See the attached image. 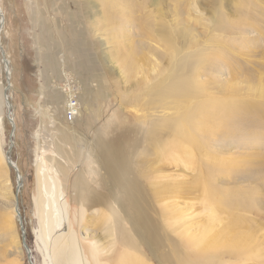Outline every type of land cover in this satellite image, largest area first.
<instances>
[{
	"label": "rangeland",
	"instance_id": "obj_1",
	"mask_svg": "<svg viewBox=\"0 0 264 264\" xmlns=\"http://www.w3.org/2000/svg\"><path fill=\"white\" fill-rule=\"evenodd\" d=\"M0 10L10 157L33 264L52 263L50 240L67 225L60 210L45 248L37 162L65 194L79 175L87 180L70 209L77 233L98 239L100 264H264V0H0ZM5 87L0 56L4 155ZM71 94L80 108L73 118ZM195 116L204 130L177 151L174 124L188 130ZM0 179L9 182H0V264L15 255L30 264L12 210L14 169L0 163ZM175 205L187 226L166 219Z\"/></svg>",
	"mask_w": 264,
	"mask_h": 264
},
{
	"label": "bare ground",
	"instance_id": "obj_2",
	"mask_svg": "<svg viewBox=\"0 0 264 264\" xmlns=\"http://www.w3.org/2000/svg\"><path fill=\"white\" fill-rule=\"evenodd\" d=\"M1 63H2V68H3L4 74H5V79H6V67H5V64L2 62V60H1ZM7 69H8V73H9V83L11 85V82H10L11 71H10V67H9V62H8V65H7ZM170 88L173 90V95H174V97H176V101H177L180 98V96H181L179 83L177 84V83L174 82V84L170 85ZM183 93H187V91L186 92H182V94ZM188 97H190V96H188ZM3 100L5 102L6 113H7V102L5 101L4 92H3ZM8 104L11 107L10 102H8ZM212 108H214V107H212ZM164 109H166V108H164ZM207 110H208V108H207ZM210 111H212V110H210ZM79 113H80V108H77L75 115H73V116L70 115V117L71 118L76 117V116L79 115ZM197 113H199V112H196V114ZM200 113H202V112H200ZM202 114H204V113H202ZM202 116L206 117L208 115L206 114V115H202ZM200 118H197V116H195L193 118L189 117V119L187 118L189 120V122L187 124L188 130H186L185 127L180 125V123L178 124V120H177V123L174 122L175 123L174 124L175 130H174V134H173L174 135V139L172 140V147L174 149H176L177 151L179 150L182 153H185L184 152L185 151L184 145L188 144V146H191V143L195 140L194 131L197 130L198 128L199 129L203 128V130H204V127H205L204 126L205 125V123H204L205 121H202L203 118H201V119ZM13 123H14V120H13ZM14 126H15V123H14ZM14 133H15V130H14ZM14 133L12 135V140H13V137H14ZM194 146H195V143H194ZM194 146H191V147H194ZM182 153H181V155H182ZM174 154H176V153H174ZM176 158H177V155H176ZM178 158H180V156H178ZM3 162L5 164H7L9 167H11V165H9V163H8V160H7L6 156L2 153V149L0 147V163H2V165H3L4 164ZM60 172H62L64 174H67V173H65L64 169H62ZM18 174H19V171H18ZM19 177H20V179H19L20 185H19V189L17 191V196H16V188L15 187L13 188V194H12V196H13L12 210L14 211V213H16L15 212V202L17 200L18 193H19L20 187L22 185L21 175L20 174H19ZM35 178H36V190L37 191H36V196L34 197L33 200H34V207H35L36 213H37V218H38L39 225H40L39 226V235L38 236L41 238L45 248H47V246H48L47 237L49 238L50 235L53 233V231L55 232L54 229L60 223L61 218H62V215H60V213L63 212V211H65V217H64L65 219L64 220H66V222H67L66 223L67 224L66 225V230L64 231V233H59V231H58L59 235H55L54 237L52 236V238L50 240V245L52 247V253L49 254V257L47 256L48 257L47 260L50 258V260H52V263L55 262V264H100L101 262L98 260V257H99V255L101 253V246L98 243V239L91 237V239L90 240L88 239V241H87V240L84 239V237H81L80 233H77L78 230L80 229L79 225L81 224L79 222L81 219L80 220L78 219L80 217L79 216L80 214L79 215L77 214L79 216L77 218L76 214H75L76 212L73 211L74 212L73 215L71 213V210L73 209V207H72V209H70L69 200L71 198L74 199V201H77V200H78V202L79 201H81V202L83 201V200L80 199L81 198L80 197V192L83 191L85 189V187L88 186L87 180L85 178H83L81 175H79V177H76L77 179H75L74 183L69 185L70 186V187H68L69 191H68V188H67L68 192H67V194H65L66 193V191H65L66 188L64 189L63 184L61 182H60L61 184L58 183V181L53 176L49 177L48 174L43 169V165L41 163H39V162H37V164H36ZM0 182H1V184H2V186L4 188L9 189V182L6 179H0ZM16 184H17V178H16ZM178 189L179 188H176V186H175L174 190L177 191ZM206 190H208V189H206ZM160 192H162V191H160ZM160 192L156 193L157 196H161L162 195V193H160ZM209 192H211V191H209ZM206 194L207 193L205 191V198L209 195L208 194L206 196ZM62 196H65V200L63 202H61ZM208 197H207V199H208ZM212 197H214V196L212 195ZM162 198H163V196H162ZM163 200H164V198H163ZM96 201H94V203ZM76 205H77V203H76ZM164 205L165 204H163V206ZM166 205H168V204H166ZM176 207H177V205H175V207L173 208L174 209L172 211L173 215L170 216L169 218L167 216L166 219L167 220H172V222H173V219H174V222H176L175 220H178V221L181 220L183 222L181 225L187 226L188 224L187 225L185 224V223H187L185 218H186V216L188 214L186 212H183L184 211L183 209L181 210L179 207H177V208ZM79 208H80L79 209L80 212H82L83 207H79ZM163 208L164 207H162V209ZM164 209H166V208H164ZM170 209H171V207H170ZM210 209L211 208H209L208 210H210ZM60 210H61V212H60ZM113 211H114V209H112V212ZM211 211H213V209ZM214 217H215V215H213V218ZM75 226L77 227V229L75 228ZM203 229L204 230L202 232L207 230L206 227H203ZM183 231H184V229H183ZM183 231H182V233L184 234L185 231L184 232ZM196 231H197V229H196ZM192 232H193V230H192ZM190 236H191V239L195 238V239L199 240V236L196 233L189 234V237ZM85 237H87V236H85ZM197 241H194V242H197ZM22 248H23V245H22ZM112 258H113V256L110 257V260H112ZM10 263L11 264H21V260L19 258V255H15L11 259Z\"/></svg>",
	"mask_w": 264,
	"mask_h": 264
},
{
	"label": "water",
	"instance_id": "obj_3",
	"mask_svg": "<svg viewBox=\"0 0 264 264\" xmlns=\"http://www.w3.org/2000/svg\"><path fill=\"white\" fill-rule=\"evenodd\" d=\"M2 25H3V14L0 11V32H1ZM0 56H1L2 62L5 64V67H6V87L4 88V97H5V101L7 102L6 118L9 121L10 127H11L10 132H9V143H8V146H7V150L5 152V156H6L7 160H8L9 165H11V167L14 169V171L16 173V178H17L16 196H17V191H18L19 185H20V183H19L20 177H19V174H18V168L13 163V161L11 160V157H10V153H11L12 147L14 145V142L12 140V135L14 133L15 126H14V123H13V118L10 116L11 107L8 104L9 98H8L7 90L9 89V86H10V83H9V73H8V69H7L8 60H7L6 56H5V52H4V50H3L2 46H1V43H0ZM15 212H16L17 218H18L19 223H20V230H21V235H22V245H23V249L26 252V256H27V259L30 262V264H33L32 260H31L30 250L27 247V243L25 241L24 228H23V225L21 223V217H20V213L18 211V203H17V200L15 202Z\"/></svg>",
	"mask_w": 264,
	"mask_h": 264
},
{
	"label": "built area",
	"instance_id": "obj_4",
	"mask_svg": "<svg viewBox=\"0 0 264 264\" xmlns=\"http://www.w3.org/2000/svg\"><path fill=\"white\" fill-rule=\"evenodd\" d=\"M67 100L68 101L66 103V114L70 117V115L72 116L75 115L76 109L79 107H78L77 99L74 94L69 95Z\"/></svg>",
	"mask_w": 264,
	"mask_h": 264
}]
</instances>
